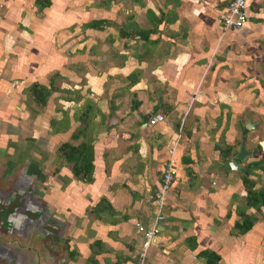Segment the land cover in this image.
Here are the masks:
<instances>
[{
	"label": "crops",
	"instance_id": "1",
	"mask_svg": "<svg viewBox=\"0 0 264 264\" xmlns=\"http://www.w3.org/2000/svg\"><path fill=\"white\" fill-rule=\"evenodd\" d=\"M49 1V5L40 10L36 0H0V37L14 35V30L21 28L17 27L20 25L19 18L31 20V23L36 24L37 15L43 14L44 23L46 20L47 22L41 23V28L36 30L41 35L39 38L36 36V39L38 44L46 46L45 52L36 51L32 58L40 56L41 60L51 62L54 59L74 60L80 67L85 60L93 61L91 64L88 63L92 71L85 75L86 84L79 85V90L67 93L66 97L56 93L62 88H58L55 93L50 92L46 108L51 110L52 101L57 98L69 101L75 99L78 102L76 109L83 107L84 103L88 106L85 108L87 111L84 109L81 120H96L97 123H105L107 126L91 137L94 139L95 166L93 181L88 184L75 179L72 172L69 174L65 169L66 166L63 170L59 168L55 173L57 176L44 180L38 176L37 168H41V164L47 159L41 160L40 156L38 159L35 154L32 161L27 156L30 149L22 153L19 160L23 161L27 157L28 163L24 171L33 180L39 192H37L39 197L31 198L27 210L39 212L35 215L42 218L31 219L29 223L23 220L16 222L18 231L24 227H33V230L25 235V237L28 235L27 246L10 244L9 241L1 244L0 264H5L4 260H15V264H136L141 245L133 231L137 219L125 217L118 222L116 217H108L104 221L108 224H103L100 220H104V213L95 215L90 209L104 199L113 210L110 211L111 214L107 211V215L118 216L119 213L122 216L131 215L134 212L132 207L141 206L144 199L141 198V192L145 191L146 184L153 188L155 196L161 183L162 170L170 161L175 163L177 170L174 184L166 195L169 205L167 200V207L162 209L163 212L169 211V223L164 222L163 231L175 230L176 224L181 225V219L187 221V224H182L178 229L183 232L186 240L191 242V248L187 250L194 253L195 257L203 249L213 250L221 256L217 264H223V250L226 247H223L224 160L219 156H223L224 148L219 144V137L223 135V109L226 110L233 103L223 101V62L232 65L231 58L223 60V48H228L230 43L231 48L236 50L243 48L244 51L248 49L253 51L252 70L264 88V71L260 69V66H264V53L259 51L264 50V0H249L247 4L249 20L246 26L233 31L225 30L220 20L221 10L229 0H143L145 3L140 7L128 9L123 7L127 24H124L123 29L126 32L122 39L126 42L130 35L134 36L135 40L142 43L141 50L134 55L135 51H131V44L125 43L124 50L118 53L120 55L118 57L117 52L114 55L112 49H109L108 55H105L110 56V59L106 58L108 65L104 64L105 72L97 73L98 75L95 67L105 62V59L99 56L102 54H98L97 49L100 45H105L103 42H107V39L102 38L106 35L108 37L109 31H115L111 25L117 23L118 17L112 12L118 14L122 9L112 5L109 7L110 12L108 9L102 12L91 6L81 7L80 4L84 0ZM125 1L123 0L124 3ZM219 6L223 8L219 9ZM134 10H138L137 14L140 15L137 20L141 19L137 24L143 26L136 25V31L132 34ZM93 13L99 16L95 17ZM79 14L83 15V21L79 20ZM128 14L131 15L127 16ZM109 17L110 26L107 24ZM93 20H105L103 27H88L87 32H82L81 26L84 24L86 26ZM74 25L80 28L82 35L72 37L79 34L70 29V26ZM48 30H52L51 33H47ZM109 44L112 43L107 45ZM111 55L117 56L113 58ZM4 56L1 58L0 55V59L5 60ZM112 58L115 59L114 62L110 61ZM234 58L241 71L245 70L242 61L248 57L242 54ZM98 61V65H95L94 62ZM3 62L0 61V66ZM129 75H134L130 82L127 80ZM14 87L11 84L6 91L0 88L1 118L6 117L3 109L13 97H17L19 107L18 111L15 110L16 115L22 111L18 91ZM55 89L56 86H53V91ZM88 103L93 105L94 114L87 118L91 107ZM233 104L235 107L238 106L235 102ZM61 108L63 111L66 109ZM154 110H157L156 113H162L165 121L150 126L148 119ZM70 111L69 114H72L73 109ZM69 114L68 125L60 129L69 128L66 136H73L72 131L79 126ZM48 118L50 121L54 120ZM178 120H184L182 125H178ZM73 123L75 125L71 127ZM213 124L216 125L214 129ZM184 125L190 127L186 126L184 130ZM147 131L153 132L151 142L154 146L145 138ZM80 133L83 134L81 130ZM132 137L141 144L137 163L132 160L133 154L123 158L117 154V142L130 141ZM213 137L212 148L209 140ZM79 139L81 142L82 135ZM191 140L200 141L202 148H191L192 154L188 153L185 156L186 144ZM106 147L109 148V156L105 152ZM211 153L216 155V158L209 160ZM146 154L152 158L153 166L160 167L156 169L157 171L152 172L150 167L141 170L146 161ZM136 165L141 166L140 172L136 173ZM146 172L149 174H146L147 177ZM37 179L44 182L40 183L36 181ZM186 188H190L188 190L190 197L187 196ZM133 189L135 193L131 195ZM122 190L127 192L124 193ZM177 193H180L178 197ZM217 197L221 201H218ZM154 206L153 203L152 207ZM42 219L53 228L56 226L58 233L44 227ZM214 221L219 225L213 223ZM258 226L255 225L252 231L240 236H245V240L249 242L248 240L253 237L252 232ZM55 235L57 237L54 238ZM30 237L32 239L29 240ZM238 264L243 263L239 261Z\"/></svg>",
	"mask_w": 264,
	"mask_h": 264
},
{
	"label": "rangeland",
	"instance_id": "2",
	"mask_svg": "<svg viewBox=\"0 0 264 264\" xmlns=\"http://www.w3.org/2000/svg\"><path fill=\"white\" fill-rule=\"evenodd\" d=\"M125 2L126 3H124L123 0H84L80 4L81 7L91 6L93 8L99 9L102 12L107 9L110 12L111 10L109 9V7L112 5H114L115 7H120L122 9L119 10L118 14H116V12H112V14L117 15L118 20L116 22L118 24L116 23L115 25H111L114 26L115 31H109L110 35L108 33H104L109 35L108 37H106V35L102 38L104 40L107 39V42H103V44L105 45H100L98 47L100 50L97 49L98 54H102L99 56L104 58L105 62H101L99 66L95 67L97 68L96 74L105 72L104 64L108 65V61L106 58L110 59V56L105 55H108L109 49H112V53H114V55L116 54V52L117 55L118 53H120V51L122 52L126 44H131V51H135V54L130 53V55H136L141 50L140 48L142 43L139 42L140 40H135L134 36L130 35V37L133 38L131 39L130 37H128L126 42H124L122 39L124 38L123 33L125 31L123 27L124 24H127L125 22L126 14L123 10V7H126L127 9L130 7L133 8L134 6L140 7L145 2L143 0H126ZM74 6H76V4H74ZM222 8L223 7L219 6V9ZM137 13L138 10H134L132 14V22L134 23V26L132 27V34H134L136 31V25H142L137 24V22L139 23V21L141 20H137L140 16ZM91 15L92 13L90 14V16ZM94 15L95 17L99 16L98 14ZM130 15L131 14H128L127 16ZM37 16L38 20L36 24L31 23V20L29 21L25 20V18H19L20 25H17V27L19 28L20 26L21 28L15 29L13 32L14 35L12 36L6 35L5 37H0V49H4L3 51H0L1 58L5 55V60L0 59V61H4L0 66V69L3 70V72H1L0 70V88L6 91L8 88H10L11 84L14 85L15 90L18 91V97L20 99L19 102L22 108V111H20L19 114L16 115L15 110L18 111L19 107L17 106L16 102L17 97H13L11 101H8L6 108L3 109L6 117H0V173L2 172L5 175L6 172H9L11 173V175H17L22 170L23 172H25V166L28 163V161H26L27 157L23 161L19 160V158L21 157L23 152H27L26 149H30L27 156H29L32 161L34 156L36 155L37 158L38 156H40L41 160H43L44 158L47 159L44 163L41 164V168H37L39 170L38 176L40 178H44V180H47L50 179L51 176L53 178L59 168L60 170H63L65 166V169L68 171V173L72 172L71 167L73 164L66 162L63 158H60L59 148L63 143L70 142L72 144H79L81 140L79 139V137H81V135L83 141L86 138L93 137L95 134L104 130L107 125L105 123H97L96 120H81L80 117L84 114V109L88 108V106H86L87 104L84 103L83 107L80 106L81 108L77 107L78 109H76V104H78V102L75 99L69 101L65 100V98H57L52 101L53 104L51 110H49L48 107L46 108V106L42 107L34 102L33 96L31 95L29 89L32 85L35 84H38L45 88L50 87L53 84L52 86H56V89L54 91L52 90L51 92L55 93L58 88H62L56 93L64 95L65 97L67 96V93H72L79 90V85L83 86L86 84L87 77L85 75L92 71L90 69L91 66H88V63L91 64L93 62H91V60H85L80 64V67L74 60L60 61L59 59H54L51 62L46 59L41 60L40 56L36 58L37 60L35 58H32L31 56H34L36 51H40V53L45 52L44 50L46 47H43L37 43L36 36L39 38L41 35L38 34L36 30L39 27L41 28V23L45 24L47 20L44 23L43 14H38ZM78 17L80 18V21H83L82 14H79ZM110 18L111 17L107 19L109 21L107 22L108 26H110ZM48 24L50 25L51 21H49ZM48 24L46 25L49 26ZM77 27L78 26L76 25L70 26V29H72L73 32H79V34L77 33V35H73L72 37H78L82 35V32H87L89 30V26H85V24L81 26L82 32H80V28ZM44 28L45 26L43 27V29ZM106 30L108 31V28H106ZM51 31L52 30H48L47 33H51ZM34 33L37 34L34 35ZM237 34L239 35V32H237ZM39 41L41 42V39ZM116 41L117 43H115ZM108 43L112 44L107 45ZM259 51L264 53L263 49H260ZM242 54L248 57V59H246L245 61L241 60L243 68L245 69L243 71H241V68L237 66L238 62L234 58L237 55ZM252 54L253 51L249 49L247 51H244L243 48H239L237 50L231 48L230 43H228V48H223V60L225 58L232 59V65H230V63L228 62H223V101H232L233 103L235 102L238 105L236 106V108L232 103L231 107L227 108L226 110L223 109V135L219 137V144L222 146V148H224V150L229 146L232 147L231 155L232 157H235V159L233 158L231 159V161H236L234 168L232 169L229 166L230 162L228 163V161L225 160V156H219L221 160H224L223 185L220 184L223 186V247L226 246L223 250V264H238L239 261L243 264L245 262L249 264H264V211L260 214L256 213L259 222L256 223V225L258 224L259 226L254 232H252L253 237L248 240L249 242L245 240V236H237L236 232L233 229L234 221H237L239 219L237 211L239 208L244 207L245 205L246 191L242 185L241 177L247 170L246 168L251 164L259 163L258 166L250 169L252 172L250 180L255 184L254 189L259 190L261 188H264V170L262 169V167H264V88H262L261 86V80L259 82V78L254 75L255 72H253L252 70L254 67V63L252 62ZM116 56L112 57L116 58ZM119 56L120 55H118V57ZM93 57L95 58L96 55H93ZM113 58L110 61L114 62L115 59ZM94 63L95 65H98L99 61ZM117 63L118 62H116V64ZM95 68L93 69L95 70ZM260 69L261 71H264V66H260ZM71 72H74V74H70ZM130 78L132 79V75H129V77H127V80L129 82L131 81ZM242 83L243 86L240 87ZM245 83H247V85H245ZM85 95L87 94L85 93ZM49 100L52 99L49 98ZM64 102H67L68 105ZM88 104L91 105V103ZM61 107H65L66 109H64L63 111ZM92 107L93 105H91L90 107L87 118L88 116H93L94 114L92 112ZM72 109V114H69V112L71 113L70 110ZM85 110L87 111L88 109ZM68 114L70 116H73L74 122H76V124H78L79 126V128L77 127L72 131L73 136H66L69 128H67L66 130L60 129H63L65 128V125H68ZM96 116L98 117V114ZM191 116H193V114H191ZM48 117H51L54 120L50 121L48 120ZM44 119L45 121H43ZM98 121L101 122L102 120ZM178 122V125H182L184 120H178ZM74 125L75 124L73 123L71 127H73ZM248 125L249 129L246 128ZM186 126L188 125H184V130ZM214 126L216 125L213 124V129ZM189 127L190 126H188L187 128ZM213 129H211V131ZM59 130H61L60 133L62 134L58 132ZM80 130L83 132V134L80 133ZM84 133H86L87 135L84 136ZM152 137L153 132L147 131L145 134V138L149 140V144H152ZM135 139L136 138L132 137L130 141H118L116 147L118 156H122L123 158L128 154H133L132 160L134 163H137L139 160L138 157L139 151L141 150V144H138V140L136 141ZM212 139H214V137L209 140V143L213 148ZM194 147H196L197 149H201V142L195 140L188 141L186 144L185 156H187L188 153H190L191 155L192 153L190 149ZM108 149L109 148L106 147L105 152L107 156H109ZM212 153H214V149ZM212 153L209 155V160L214 159L213 157L216 158V155ZM146 155V161L144 162V165L142 164L143 167L141 168L140 165L135 166L136 173L140 172V168L141 170H147L150 167V170L152 172H155L157 171L156 169L160 168L155 165L153 166L151 160L152 158L149 154ZM238 157L242 158L243 161L236 160ZM146 174H148V172L145 173V176L147 177ZM157 176H159V173L157 174ZM58 178L59 177H57V179ZM75 179L77 178L75 177ZM42 182L44 181L42 180ZM80 182L84 184L91 183L83 182L81 180ZM123 186L125 187L126 184H123ZM119 187L121 188V185H119ZM150 188L151 186L149 187V185L146 184L145 191L141 192V198H144L141 202V206L132 207V210H134V212L131 213V215L126 214V216H122L121 213H119V215L117 216L114 214L107 215V213H104V220L102 219L100 221H102L103 224H108L104 222L108 217H116L118 222L120 220H124L125 217H129L135 218L137 220H142L145 223L150 222L155 216L157 212L156 210H158L157 203L155 202L156 200L153 199V188ZM189 189L190 188H186L185 191H187V196L190 197V194L188 192ZM135 190L138 189L135 188ZM135 190H131V195L135 193ZM214 190L215 189H213V191ZM122 192L126 193L127 191L122 190ZM178 194L180 193H177L176 197H178ZM218 195L221 196L220 194ZM165 198L166 202L168 200L169 205L168 196H165ZM153 203L155 204L154 207H152ZM166 207L167 206H165V208ZM247 213L250 214L255 212L251 209L247 210ZM163 214L165 218L167 217L165 220V224L169 223V211L167 210V212H165L164 210ZM92 217L97 216L92 215ZM180 221L182 222L180 223L181 225L187 224V221L185 220L181 219ZM213 223L219 225V223H216L215 221ZM176 225L177 228H175V230H166L165 232L162 230L163 232H161V234L153 241L150 250H148L147 252L149 264H158L159 262L161 264H205L204 258L198 255L195 257L194 253H191L189 250H187L190 247L191 242L190 240L187 241L186 237H184L183 235V232L178 230L182 226L178 224ZM184 228H186V225ZM133 231L135 232L136 240L141 243V237L136 234L135 229ZM193 244L196 245L195 243Z\"/></svg>",
	"mask_w": 264,
	"mask_h": 264
},
{
	"label": "trees",
	"instance_id": "3",
	"mask_svg": "<svg viewBox=\"0 0 264 264\" xmlns=\"http://www.w3.org/2000/svg\"><path fill=\"white\" fill-rule=\"evenodd\" d=\"M49 0H36V5L41 9L48 6ZM105 20H93L86 25L91 28H102ZM160 22V21H159ZM125 36V31L123 33ZM126 35H128L126 33ZM134 78V75L132 76ZM53 85V84H52ZM43 87L38 84L32 85L30 87V93L33 96L34 102L38 105L44 107L50 92L53 90V86ZM82 117V116H81ZM87 134L84 133V136ZM93 138H86L79 144H72L66 142L62 144L59 148L60 158H63L66 162L72 163L71 171L72 174L83 182L93 181V170H94V160H95V148L93 144ZM231 148L228 147L222 151L225 160L229 162L232 158ZM236 155V154H235ZM238 161H243L242 158H237ZM237 161V162H238ZM259 163L251 164L247 167L244 174L241 177L242 185L246 191L245 205L237 211L239 217L238 221L234 222L233 229L237 236H242L252 231L258 222L256 213L260 214L264 211V188L255 190V184L250 180L252 172L250 169L258 166ZM264 170V167H262ZM58 172V171H57ZM188 172V171H187ZM254 210L255 213H247V210ZM113 212L112 208L107 201L101 199V201L90 209L91 213L99 215L100 213ZM110 212V214H111ZM99 243V242H98ZM97 244V242H96ZM198 256L205 259V264H217L221 259V256L210 249H203L198 253Z\"/></svg>",
	"mask_w": 264,
	"mask_h": 264
},
{
	"label": "flooded vegetation",
	"instance_id": "4",
	"mask_svg": "<svg viewBox=\"0 0 264 264\" xmlns=\"http://www.w3.org/2000/svg\"><path fill=\"white\" fill-rule=\"evenodd\" d=\"M38 181L43 183L41 179ZM37 192L38 188L35 183L23 170L17 175H11L9 172H6L5 175L2 172L0 173V246L7 243V241L10 244L16 243V245L27 246L28 238L26 239V237L28 235L26 237L25 235L31 232L33 227H24V229L18 231L16 222L23 220L29 223L31 219L42 218L40 216L36 217L35 214L27 210L31 200L39 197V192ZM42 220L45 224L44 227L51 232L58 233L56 226L53 228L51 225L46 224L44 219ZM55 237L57 236L55 235ZM0 262L2 261L0 260Z\"/></svg>",
	"mask_w": 264,
	"mask_h": 264
},
{
	"label": "built area",
	"instance_id": "5",
	"mask_svg": "<svg viewBox=\"0 0 264 264\" xmlns=\"http://www.w3.org/2000/svg\"><path fill=\"white\" fill-rule=\"evenodd\" d=\"M249 0H229L224 9L221 10L220 20L225 30H240L246 26L248 16ZM164 121L162 113H155L148 119V125L155 126ZM176 165L170 161L161 173L159 190L154 196L158 210L152 222L145 223L137 220L134 223L135 230L141 237L140 249L137 253L136 264H149L147 252L150 250L153 241L161 234L165 222L162 209L167 205L165 196L171 190L176 179Z\"/></svg>",
	"mask_w": 264,
	"mask_h": 264
},
{
	"label": "water",
	"instance_id": "6",
	"mask_svg": "<svg viewBox=\"0 0 264 264\" xmlns=\"http://www.w3.org/2000/svg\"><path fill=\"white\" fill-rule=\"evenodd\" d=\"M156 112H157V110H154V111L150 114V116H151V115H154ZM246 128L249 129V125H248ZM235 163H236L235 160L231 161V162H230V166H231L232 168H234ZM30 213H32V214H38L39 212L30 211ZM4 261H5V264H15V260H12V261L4 260Z\"/></svg>",
	"mask_w": 264,
	"mask_h": 264
}]
</instances>
